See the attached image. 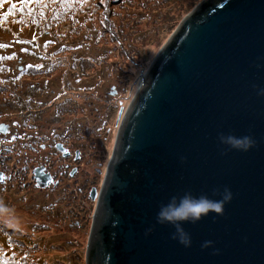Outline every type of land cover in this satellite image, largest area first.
Here are the masks:
<instances>
[{
  "label": "water",
  "instance_id": "95a60500",
  "mask_svg": "<svg viewBox=\"0 0 264 264\" xmlns=\"http://www.w3.org/2000/svg\"><path fill=\"white\" fill-rule=\"evenodd\" d=\"M220 134L253 145L227 150ZM224 188L232 198L222 215L183 225L190 247L156 224L172 196L218 199L213 192ZM85 264H264V0L202 1L140 77L96 200Z\"/></svg>",
  "mask_w": 264,
  "mask_h": 264
},
{
  "label": "rangeland",
  "instance_id": "374dc122",
  "mask_svg": "<svg viewBox=\"0 0 264 264\" xmlns=\"http://www.w3.org/2000/svg\"><path fill=\"white\" fill-rule=\"evenodd\" d=\"M202 1L4 0L0 10L8 4L24 9L20 18L6 15L8 21L0 23V112L13 117L24 86L42 96L67 93L73 107L86 99L88 125L74 122L72 139L84 131L87 140L97 143L89 147L92 158L86 166L78 165L75 182L89 190L100 187L119 113L127 109L157 53ZM21 194L25 202L16 203L0 192V264H85L91 223L70 231L71 222L62 215L63 208L75 211V192L61 193L66 201L53 211L59 226L56 218L47 221L56 195L27 188Z\"/></svg>",
  "mask_w": 264,
  "mask_h": 264
},
{
  "label": "flooded vegetation",
  "instance_id": "af4514ba",
  "mask_svg": "<svg viewBox=\"0 0 264 264\" xmlns=\"http://www.w3.org/2000/svg\"><path fill=\"white\" fill-rule=\"evenodd\" d=\"M114 92L112 90L111 94ZM19 93L13 117L8 118L6 112H0V192L4 191L9 198H15L16 203L25 202V194L18 195L22 188L56 195L49 209H46L49 214L47 221L52 222L57 217H54L53 211L59 209L61 201L67 198L61 193L74 191L77 205L72 208L75 211L63 208L62 215L65 217L64 222H71L67 228L77 232L89 224L86 215L95 210L105 174L104 171L100 176V187H91L90 190L87 184L81 187L75 182L78 180V165L86 166L88 158H92L89 147L92 149L97 143L96 138L91 142L87 140L84 131L80 132L76 140L72 139L74 122L88 125L86 114L89 104L86 99L80 104L77 100L73 107L72 96L67 93L62 97H57L55 92L36 95L26 86ZM119 121L118 116L117 125ZM101 122L105 128L106 121L102 119ZM112 150L113 146L111 153ZM95 170L100 175L101 171ZM12 182L14 184L10 185ZM92 189L95 190V201L90 197ZM59 225V219L56 218L55 226Z\"/></svg>",
  "mask_w": 264,
  "mask_h": 264
},
{
  "label": "clouds",
  "instance_id": "9594fccd",
  "mask_svg": "<svg viewBox=\"0 0 264 264\" xmlns=\"http://www.w3.org/2000/svg\"><path fill=\"white\" fill-rule=\"evenodd\" d=\"M218 141L225 149L238 152H247L253 145L250 137L233 134H220ZM213 196L219 198H211L206 194L194 195L190 191H186L180 196H172L159 207L155 218L156 224L170 226L174 229L171 238L185 248L190 247L191 237L184 230L183 225L197 224L209 214L222 215L225 204L232 198L228 188H224L223 191H214ZM210 244V241H206L203 246L208 247Z\"/></svg>",
  "mask_w": 264,
  "mask_h": 264
},
{
  "label": "trees",
  "instance_id": "16d2710c",
  "mask_svg": "<svg viewBox=\"0 0 264 264\" xmlns=\"http://www.w3.org/2000/svg\"><path fill=\"white\" fill-rule=\"evenodd\" d=\"M4 5V0H0V8L1 6ZM26 7V6H25ZM23 8H14L12 4H8L7 8L5 10H0V23H5L7 20V17L12 16V15H18V17L20 18V14L23 11ZM7 15V17H6ZM36 26L38 27V25H35L34 28H36ZM89 224H90V217L88 218ZM36 231H40L42 230V228L39 227H34ZM5 231H8V233L13 232L10 229H5Z\"/></svg>",
  "mask_w": 264,
  "mask_h": 264
}]
</instances>
